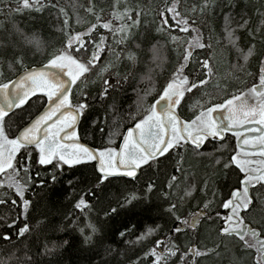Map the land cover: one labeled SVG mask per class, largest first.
<instances>
[{
	"label": "trees",
	"instance_id": "16d2710c",
	"mask_svg": "<svg viewBox=\"0 0 264 264\" xmlns=\"http://www.w3.org/2000/svg\"><path fill=\"white\" fill-rule=\"evenodd\" d=\"M174 4L180 13L176 20L167 11ZM19 7L21 0H0V84L27 68L48 63L65 49L70 37L88 32L93 25L91 35L81 36L88 51L75 52L78 45L74 42L72 54L87 60L100 38H106L100 63L72 91L74 103L87 105L79 136L97 149L119 147L126 130L143 118V109L154 102L184 63L188 41L198 34L210 47L193 48L184 75L190 83H207L185 93L179 108L184 120L194 119L201 105L207 109L246 92L260 80L264 67V0H39L35 5L39 11H14ZM125 10L132 19L113 18V12ZM225 17L231 18L229 27L236 30L237 47L225 38ZM181 19L188 20V32L179 30L183 25L177 20ZM133 21L138 23L132 26ZM245 21L247 25L240 27ZM105 22H111L114 29L121 23L131 26L129 39L117 43L120 34L114 36L102 28ZM172 36L179 39L173 42ZM25 37L37 38L39 45L27 43ZM253 46L254 54L245 61L244 54ZM129 53L135 56V63L128 59ZM202 61L209 62L211 76ZM103 67L107 71L101 73ZM104 80L111 85L106 96ZM44 103V97L37 96L10 116L9 138ZM225 145L221 142L213 145L219 147L216 150L201 151L186 147L143 166L135 179L112 178L99 187L94 163L40 165L37 155L29 159L27 153H21L15 164L21 169L17 179L26 186L24 199L30 204L25 212L14 189L0 188V264H29L28 257L31 264H155L150 253L157 241H163L156 248L158 254L167 256L165 248L173 244L179 248L176 256L161 264H256L255 248H245L236 236L221 235L222 205L241 186L243 177L231 164ZM21 165L28 168L27 173ZM5 176L0 181L6 183ZM133 194L138 199L121 208ZM82 196L90 205L83 212L75 207ZM252 197L254 203L245 219L264 237V185H256ZM173 204L176 207L170 212ZM113 207L116 213L111 212ZM198 212L201 215L193 228L191 222ZM88 223L97 232L85 243L80 228L91 234ZM25 225L30 231L19 237V229ZM176 227L181 229L179 233L173 231ZM149 228L154 229L152 235L141 239ZM5 235L11 238L5 240ZM64 240L69 243L63 245ZM45 245L55 250L40 254ZM190 249L206 254L194 256Z\"/></svg>",
	"mask_w": 264,
	"mask_h": 264
},
{
	"label": "snow or ice",
	"instance_id": "6c2138e0",
	"mask_svg": "<svg viewBox=\"0 0 264 264\" xmlns=\"http://www.w3.org/2000/svg\"><path fill=\"white\" fill-rule=\"evenodd\" d=\"M39 0H21V7L14 9V11H21L23 9H34L39 11L40 8H35ZM55 7V5H52ZM64 10L61 9V12ZM92 11L91 8L88 9ZM172 13V18L176 20L180 13L176 11L175 4L167 9ZM113 18L117 20L132 19L128 15L127 10L124 13H112ZM139 15V13H137ZM163 15V14H162ZM100 17L97 16V20ZM231 22L230 17H225V32L226 39L233 46L237 47L238 37L235 36V29L229 27ZM67 25L68 21H64ZM138 21H133L134 26ZM167 24V20L164 21ZM195 23V21H193ZM180 31L188 32V20H177ZM247 21L240 27H245ZM105 30L113 33L115 36L120 34V39L117 43H124L129 39L131 33L129 28L131 26L121 23L119 29H114L111 22H105L100 25ZM96 25H93L88 32L78 34L75 37H70L65 49L60 50L54 55L44 69L39 71H26L17 81L11 83L0 84V174H6L5 181H0V188L7 187L14 189L17 196L23 201L24 211L27 212L30 202L24 199L25 185L22 184L17 177L20 173V168L16 167L17 154L21 149L29 150L28 158L30 159V149L34 148L39 152L38 163L40 165H50L54 160L57 161L55 167H60V164L73 165L83 164L89 161H97L98 177L97 187L111 183L112 178L129 177L135 179L137 177V170L145 165L151 166V163L158 161L160 157L165 156L171 149L191 143L196 148L209 137H219L223 139V133L232 129L242 128L244 125H254L248 129L251 133H258L255 136H245L242 140L240 137L242 133L239 131L233 134L238 139V147L240 151L231 158L232 163L244 173L241 181L242 190L238 189L231 193V196L226 200L222 207L228 210L222 217L225 220L224 226L221 228V235L236 236L240 241L244 242L245 248H255L259 253L256 259V264H264V239H261V233L257 230L247 226L241 213L248 212L254 201L250 195V187L254 188L257 184L264 185V67L261 68L260 85L253 87L249 93L236 95L232 99H228L223 104H217L207 109H203L190 122L181 121L177 115V107L185 97V93H191L193 89L206 84V80H201L199 83L191 82L187 75H184V68L193 54V48H205L210 45H205L201 42L199 34L188 41L186 54L184 56V63L174 73L171 81L163 89L159 97L144 108L143 118L135 123L134 127L129 129L123 137V143L117 151L113 148H107L103 151H94L79 143V138L75 131V124L78 117L83 113L87 107L86 104H79L75 108L69 100V93L72 85H75L82 77L87 78L86 74L90 73L97 67L101 61L100 53L104 50L105 37L100 38V42L96 44L92 51L90 58L83 60L77 58L72 54L73 43L78 47L74 49L75 52H87L85 42L81 39L82 35H91ZM193 31H197L193 29ZM27 43H35L39 45L37 38L25 37ZM173 42L179 38L171 37ZM253 47L249 48L243 58L247 61L253 54ZM128 59L135 63V56L132 53L128 54ZM17 63L22 64V59H17ZM203 68L207 69V75H212V68L208 61H202ZM11 67V64L9 65ZM107 71V67L100 69L103 73ZM2 74V73H0ZM67 77V79H65ZM105 89L103 95H107L108 89L111 86L108 80H104ZM42 93L47 97V108L42 114H39L34 122L20 130L15 138H9L7 134L8 119H10V112L15 108H22L28 101ZM145 95H148L146 93ZM219 113V115H215ZM135 119V117H133ZM229 165H225L228 167ZM25 173L28 168L21 165ZM173 180L176 178L173 177ZM53 182L56 176H52ZM171 186V185H170ZM151 191V186H149ZM189 195L191 193H188ZM87 195V193H86ZM91 195H96L91 192ZM138 199L134 194L126 197L124 204L132 205ZM3 203V201H0ZM15 203V201H13ZM75 207L81 212L89 208V203L82 196ZM176 207L175 204L169 209ZM207 204H205V208ZM112 213L117 212V208L111 209ZM201 215L200 212L195 213L191 226L196 227ZM179 220V217H177ZM182 223H188L182 221ZM87 228L91 234H85L84 228H80V233L84 237V242L88 243L92 239V234L97 232L94 224L88 223ZM30 231L29 227L25 225L19 229L18 236L23 237L25 233ZM174 232L179 233L181 229L176 227ZM154 229L149 228L145 236H151ZM11 237L5 235L3 239L9 240ZM63 245H67L69 241L64 240ZM163 241L156 242V248H159ZM156 248L151 250V256L155 257V264H161L162 261L167 260L168 257L177 255L179 248L176 245L166 247L165 252L167 256L158 254ZM54 248L44 247L42 255H47L54 251ZM189 254L194 256L204 255L199 251L189 250ZM183 259V257H181ZM29 264H31V257H28Z\"/></svg>",
	"mask_w": 264,
	"mask_h": 264
},
{
	"label": "flooded vegetation",
	"instance_id": "af4514ba",
	"mask_svg": "<svg viewBox=\"0 0 264 264\" xmlns=\"http://www.w3.org/2000/svg\"><path fill=\"white\" fill-rule=\"evenodd\" d=\"M256 82H259V83H257L256 85H254ZM255 83L254 84H252L250 87H249V89L246 91L247 93H249V91H250V89L251 88H253V87H259V85H260V80H256L255 81ZM246 92H242L240 95H242V94H245ZM38 96H42V97H44V100H45V103H44V106H43V108L45 107V105H46V103H47V97L46 96H44L43 94H40V95H38ZM37 96H35L34 98H36ZM34 98H32V99H30L29 101H28V103L31 101V100H33ZM233 98V97H232ZM231 98V99H232ZM70 99H71V103H72V105H73V107L75 108L76 106H74V102H73V100H72V91H71V96H70ZM27 103V104H28ZM27 104H25L22 108H24ZM181 105V104H180ZM180 105H179V107H178V112H179V108H180ZM22 108H17L13 113H11L10 114V116L12 115V114H14L16 111H18V110H20V109H22ZM42 108V109H43ZM41 109V110H42ZM180 114V113H179ZM35 117V116H34ZM33 117V118H34ZM32 118V119H33ZM82 118V117H81ZM81 118L79 119V121L81 120ZM6 119H8V118H6ZM30 122V121H29ZM28 122V123H29ZM27 123V124H28ZM26 124V125H27ZM79 124H80V122H79ZM79 124H78V126H79ZM250 127H248V125H244L242 128H239V129H232V130H230L229 132H226V134H225V138H224V140L223 141H217L216 140V138L217 137H208L204 142H203V146H202V148L201 149H197L194 145H192L191 143H187V144H184L183 142H182V146H179V147H176V148H173V149H171L166 155H169V154H171V153H173V152H175V151H177V150H180V149H184V148H186V147H190L191 149H194V150H196V151H201V150H204V149H208V147H209V149L210 148H215V150L216 149H218L219 147L218 146H213V145H215V144H220L221 142H225V146H227L228 147V149H229V157H230V162H231V164H234V163H232V161H231V158H232V156L233 155H236L239 151H240V148L238 147V139H237V137L233 134L234 132H236V131H239V132H241L242 133V136L240 137V140H242L245 136H248V137H251V136H255V135H258V133H251V132H249L248 131V129H249ZM18 134V133H17ZM17 136V135H16ZM15 136V137H16ZM38 152V151H37ZM21 153H27L26 152V150L25 149H21V151L17 154V158L19 157V155L21 154ZM52 164H57V162H54L53 161V163ZM95 165V164H94ZM235 165V164H234ZM96 168V167H95ZM141 169V168H140ZM243 177H244V173H243ZM243 177H242V179H243ZM120 178H124V177H120ZM127 179V178H126ZM257 185H259V184H257ZM238 189H240V190H242V185L238 188ZM237 189V190H238ZM252 187H250V195L252 196ZM231 196V195H230ZM230 196H229V198H230ZM228 198V199H229ZM253 198V197H252ZM223 210H224V215L227 213V211L228 210H225L224 208H223ZM246 213H248V212H243V213H241V215L243 216V218H244V220H245V224L246 225H250L247 221H246V219H245V214ZM226 222H225V220L224 219H222V226H224V224H225ZM222 226H221V228H222Z\"/></svg>",
	"mask_w": 264,
	"mask_h": 264
},
{
	"label": "water",
	"instance_id": "95a60500",
	"mask_svg": "<svg viewBox=\"0 0 264 264\" xmlns=\"http://www.w3.org/2000/svg\"><path fill=\"white\" fill-rule=\"evenodd\" d=\"M47 64V63H46ZM46 64H43V65H39V66H33V67H30V68H27V69H25V70H23L21 73H19L17 76H15L12 80H10V81H8V82H6V83H11L12 81H17L26 71H28V72H31V71H39V70H42V69H44V67H45V65ZM65 79H67V77H65ZM73 87H74V85H72V87H71V90H70V93H69V100H70V102H71V99H70V96H71V91H72V89H73ZM40 94H42V93H38L36 96H38V95H40ZM35 96H33L32 98H34ZM31 98V99H32ZM47 108V103H46V105H45V107L30 121V122H34V119L35 118H37L38 117V115L39 114H42L43 113V111L45 110ZM17 108H15V109H13L11 112H10V114L11 113H13L15 110H16ZM177 109H178V107H177ZM177 109H176V111H177ZM177 115L179 116V118L181 119V121H184V122H187V121H185L184 119H182L181 118V116L179 115V113H178V111H177ZM215 115H219V113H217V114H215ZM82 117V114L78 117V119H77V122H76V124H75V131H76V133H77V136H78V138H79V143H81L82 145H84V146H86V147H88V148H90L91 150H94V151H103V150H100V149H97V148H95V147H92L91 145H89V144H87V143H85L84 141H82L81 140V138H80V136H79V132H78V124H79V119ZM30 122L27 124V125H25L24 127H26V126H28L29 124H30ZM254 125H248V127H253ZM23 127V128H24ZM134 126H132V127H130V128H128L127 130H126V132L124 133V135H126V133H127V131L129 130V129H131V128H133ZM22 128V129H23ZM21 129V130H22ZM226 132H229V131H226ZM226 132H224L223 133V136H224V138H225V134H226ZM124 137V136H123ZM210 137V136H209ZM224 138L223 139H220L219 137H217L216 138V140L217 141H223L224 140ZM122 143H123V139H122V141H121V144L119 145V148L117 149V151H119V149H120V147H121V145H122ZM202 146H203V143L201 144V146L199 147V148H197V149H201L202 148ZM89 162H93L94 164H95V167H96V171H97V173H98V164H97V161H89ZM139 172H140V169H138L137 170V176H138V174H139ZM98 175H99V173H98ZM124 178H127V179H132V178H129V177H124ZM247 226H250V225H247ZM251 227V226H250ZM252 228V227H251ZM254 229V228H253ZM256 230V229H255ZM258 231V230H257ZM259 232V231H258ZM260 233V232H259ZM261 239H264V237L263 236H261L260 237Z\"/></svg>",
	"mask_w": 264,
	"mask_h": 264
},
{
	"label": "rangeland",
	"instance_id": "374dc122",
	"mask_svg": "<svg viewBox=\"0 0 264 264\" xmlns=\"http://www.w3.org/2000/svg\"><path fill=\"white\" fill-rule=\"evenodd\" d=\"M88 74H89V73H88ZM88 74H86V76H87ZM172 77H173V76H170V78L167 80V83H169V82L171 81ZM83 78H84V77H82L80 80H83ZM80 80H78L77 83H78ZM167 83H166V85L164 86V88L167 86ZM257 83H259V82H256L254 85H256ZM164 88H163V89H164ZM162 91H163V90H162ZM162 91H161V92H162ZM161 92H160V94H161ZM246 93H247V92H246ZM246 93H245V94H246ZM160 94H159V95H160ZM158 97H159V96H158ZM158 97H157V98H158ZM157 98H156V99H157ZM156 99H155V100H156ZM155 100H154V101H155ZM78 105H79L78 103H75V104H74V106H78ZM14 138H15V137H14ZM106 149H107V148H106ZM113 149H116V148H113ZM104 150H105V149H104ZM116 150H117V149H116ZM28 151H29V150H26L27 154H28ZM37 151H38V150H35L34 148L30 149V153H31L30 156H32V155H37V156H38L37 159H39V152H37ZM54 162H57V161L54 160ZM17 163H18V158H16V161L14 162V164H17ZM61 164H62V163H61ZM4 175H5V174H0V179H1ZM258 255H259V253H258Z\"/></svg>",
	"mask_w": 264,
	"mask_h": 264
}]
</instances>
